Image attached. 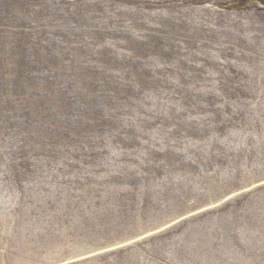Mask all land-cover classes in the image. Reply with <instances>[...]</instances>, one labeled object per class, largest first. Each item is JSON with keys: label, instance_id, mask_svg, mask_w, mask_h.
Listing matches in <instances>:
<instances>
[{"label": "rangeland", "instance_id": "rangeland-1", "mask_svg": "<svg viewBox=\"0 0 264 264\" xmlns=\"http://www.w3.org/2000/svg\"><path fill=\"white\" fill-rule=\"evenodd\" d=\"M63 258L264 264V0H0V264Z\"/></svg>", "mask_w": 264, "mask_h": 264}, {"label": "water", "instance_id": "water-1", "mask_svg": "<svg viewBox=\"0 0 264 264\" xmlns=\"http://www.w3.org/2000/svg\"><path fill=\"white\" fill-rule=\"evenodd\" d=\"M249 188H251V186L240 188V190H238V191H236V192H237V194H238V193H242V192L246 191V190L249 189ZM215 205H217V203H214V202H213V203H209V204L206 205V206H203L202 208L200 207V208H197V209L188 210V211H186V212H184V213L178 215L177 217H175V218H174L173 220H171L169 223H165V224L160 225V226H157V227H155V228H153V229H149V230H147V231H143V232L137 234L136 236L132 237L131 239L126 240V241L123 243V246H127V245H130V244L136 243V242H138V241H140V240H142V239H145V238H147V237H149V236H151V235H153V234H156V233H158V232H160V231H162V230L168 228V226H170V224H172V223H174V222H178V221H180V220H182V219H186V218H188V217H190V216H192V215H194V214H196V213H199V212H201V211H203V210H206V209H208V208H211V207H213V206H215ZM109 250H110V249H109ZM95 252H96V251L91 252V253H87V254L83 255L82 258H85V257H87V256H92V255H94V254H97V253H95ZM69 260H70V259H69ZM69 260L63 258V259L59 260V261L57 262V264H66V263L70 262Z\"/></svg>", "mask_w": 264, "mask_h": 264}]
</instances>
